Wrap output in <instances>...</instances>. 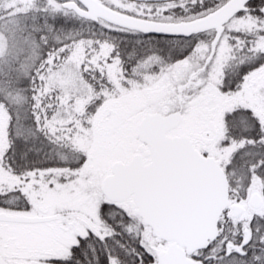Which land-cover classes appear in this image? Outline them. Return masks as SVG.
<instances>
[{"label": "snow or ice", "instance_id": "obj_1", "mask_svg": "<svg viewBox=\"0 0 264 264\" xmlns=\"http://www.w3.org/2000/svg\"><path fill=\"white\" fill-rule=\"evenodd\" d=\"M0 264H264V0H0Z\"/></svg>", "mask_w": 264, "mask_h": 264}]
</instances>
